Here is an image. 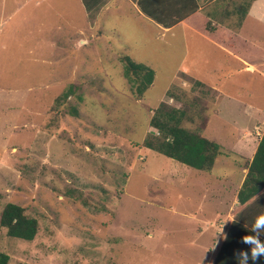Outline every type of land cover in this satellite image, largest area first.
<instances>
[{"label": "rangeland", "instance_id": "obj_1", "mask_svg": "<svg viewBox=\"0 0 264 264\" xmlns=\"http://www.w3.org/2000/svg\"><path fill=\"white\" fill-rule=\"evenodd\" d=\"M63 1L51 0L45 8L51 18L37 19L29 3L0 0V213L13 202L38 224L29 241L9 237L0 225V251L10 264H210L213 228L220 232L226 224L212 216L238 204V163H215L199 170L203 181L191 180L188 172L197 169L144 147L143 140L161 102L183 110V126L214 140L227 134L228 122L251 131L237 121L238 108L264 102V53L244 57L248 45L236 42L235 57L258 71L248 72L202 44L197 51L205 48L208 59L206 75L199 76L205 84L198 83L177 68L188 61L187 46L176 41L182 34L143 33L139 17L117 4L93 20ZM218 3L215 20L228 15ZM70 14L72 25L65 26ZM60 29L71 36L81 29L82 41L54 47L56 35L45 31ZM123 55L154 71L140 95L123 75ZM222 76L235 83L220 87ZM257 124L261 132L264 120ZM229 154L221 160L238 158Z\"/></svg>", "mask_w": 264, "mask_h": 264}, {"label": "crops", "instance_id": "obj_2", "mask_svg": "<svg viewBox=\"0 0 264 264\" xmlns=\"http://www.w3.org/2000/svg\"><path fill=\"white\" fill-rule=\"evenodd\" d=\"M25 2L29 3L31 6V16L33 18H41L45 19L51 18V15L49 12H46L45 15V8L46 6L51 5V0H12V3L17 2ZM144 5L147 7L152 8L155 11H160L161 13H164L167 17H174L178 11H187L191 8H193V5L196 4V8H194L191 13L187 15H183L181 19L173 23L172 25L166 27L161 23L156 22L154 19L146 15L141 7L138 5V0H100L98 7H94L90 11L86 9L84 6V3L82 0H64V5L69 2L72 10L71 11H77V5L80 8V11H83L85 9L86 12L93 14V20L95 17L99 15L100 11H108L110 9V6L115 4L118 5L116 9L122 10V6L126 7V10L131 11L134 13L137 17L140 19V24L142 23L141 31L143 33H147L148 35L153 34L155 36L160 35V37H165L167 32L171 36H175L176 33H180L183 36V39L178 38L180 44H185L187 46V50H182V56L184 59H187V62H181L177 64V68H182L186 71L188 76H193L194 79L197 80L198 83L205 84L204 80L199 77L200 75H206V67H207V59L206 57L207 53H205L204 49H198L199 46L202 44L208 45L212 49H216L218 52V55H223V57H231L233 60L237 61L238 64L236 68H243L244 70L248 72H258L256 69H253L252 67H248L247 64L241 63L238 59H241V57H235L236 52L238 50V46L236 45V42H239V47H243L242 43H246L248 45L247 52L241 53L245 57V55H248V52L250 55L253 56V58L257 57L259 53H264V0H247L243 1L244 3L236 4L235 0H226V4L223 5L220 1L221 0H143ZM224 1V0H223ZM219 2V3H218ZM218 3V6H221L222 9H224V6L227 7V17H221L220 19L216 20L214 19V16L212 15L214 12L215 4ZM221 3V4H220ZM246 4V5H245ZM208 5V6H207ZM121 7V8H119ZM82 8V10H81ZM259 8V9H258ZM258 9V10H257ZM79 12V10H78ZM91 15V14H88ZM163 15V16H164ZM72 18L74 19V16L71 17L70 14V20L65 22V26L72 25ZM255 25V27H259V29L253 30L252 25ZM73 27V26H71ZM263 30V31H262ZM56 32V31H55ZM51 32V31H45L46 37H51L53 34L56 35V41L52 44H55L58 46V44H69L70 42H81L82 37H80L82 30L79 29V31L73 32V35H66L65 29H60L58 33ZM114 32V30H113ZM50 33L51 36L49 35ZM164 34V35H163ZM163 35V36H162ZM230 37V38H229ZM175 41V42H176ZM172 42V41H171ZM197 44L194 48L193 52H196L192 54L191 52V45ZM58 48V47H56ZM229 48V52H228ZM233 50V52H232ZM58 51V50H57ZM264 57V54H262ZM215 56V55H214ZM237 56V55H236ZM217 58H212V60H215ZM188 65H194V69L191 67H187ZM222 71L226 70L224 67H221ZM208 71V68H207ZM264 75V72H262ZM220 87L228 84H233L234 79H230L227 77L222 76ZM205 86V85H204ZM212 88V87H210ZM218 97L226 98L229 97L223 94L219 91ZM241 108L238 109L241 110L240 119L237 121H243L248 126V128L251 131H236L233 129V123L235 122H228L229 126L226 127V130H224L223 137H219V139H213L210 136H207L204 134V137H207V139H211L212 141H215L219 144L220 147L227 146L230 152L224 153L222 151L221 156H225L229 153H237L238 158L233 160L230 159L231 162L226 160H221V156L219 155L215 159V163L220 162L221 164H236L239 165V169L242 172V177L234 183V186L240 185L245 177V174L248 170V166L254 156V153L256 151L258 142L261 138L262 132L264 130V126L261 130V132H255V126H257V122H260L264 120V102L257 101L256 106L252 107L248 111H245L243 108L250 105L245 103H240ZM237 109V108H235ZM234 109V110H235ZM254 110L256 112L259 110V113L254 114ZM238 114V113H236ZM251 116V117H250ZM213 122V121H211ZM260 128V129H261ZM255 132V133H254ZM232 140H230V138ZM222 139V140H220ZM222 149V148H221ZM230 155V154H229ZM226 157V156H225ZM241 163H240V161ZM238 161V162H236ZM188 167V166H186ZM204 171V170H200ZM188 176H190L191 180H202L203 177H201L199 170L196 172H188ZM198 177V178H197ZM203 181V180H202ZM205 181V180H204ZM218 179H216L215 183H217ZM206 182V181H205ZM239 189V188H238ZM235 194L237 196V191ZM235 196V198H237ZM238 203L236 199V204ZM233 208L231 210L233 212H228L227 208L222 211H216L215 215L212 216L213 222L218 218L222 217L225 218L226 224L224 228H221V231L218 232L217 225L215 228H213L214 232L212 233V237L210 238L209 242V251L211 256V263L214 264V259L218 261L220 259L221 261H227L226 264H237V254L240 250H247L248 246L243 244L241 242L242 235L239 233L241 232H235L237 234H234L235 236L226 237V232L230 229V224L234 219V216L236 212L239 210V203L237 206H235V203H233ZM216 222V221H215ZM216 224V223H215ZM224 225V224H223ZM248 228V227H247ZM247 235V234H246ZM262 236V235H261ZM261 236L259 238H261ZM264 236V235H263ZM225 238V239H224ZM229 238V240H227ZM227 240V242H225ZM224 241V242H223ZM214 244V247H213ZM213 247V248H211ZM205 249V246H204ZM212 249V250H211ZM260 260L256 261L255 264H264V261ZM249 264H253V262L250 260Z\"/></svg>", "mask_w": 264, "mask_h": 264}, {"label": "trees", "instance_id": "obj_3", "mask_svg": "<svg viewBox=\"0 0 264 264\" xmlns=\"http://www.w3.org/2000/svg\"><path fill=\"white\" fill-rule=\"evenodd\" d=\"M82 1L86 9L90 11L94 7H98L100 0ZM138 5L146 15L166 27L196 8L195 4L193 8L185 12L178 11L174 17H167L164 13L145 6L143 0H138ZM121 61L124 77L135 85L136 93L140 95L152 83L153 69L144 63L133 61L128 55L121 56ZM71 92L72 87L69 86L61 96L65 99ZM73 111L75 113V110ZM183 117V110L161 102L149 118V126L153 130L150 136L144 138L143 146L185 166L210 171L215 159L222 154L221 148L218 143L183 126ZM236 197L239 210L236 212L225 238L234 237V234H237L235 232H241L239 234L242 236L251 234L247 227L251 225L256 215L264 212V130ZM0 225L5 228L9 237L27 241L35 237L38 229L36 218L26 214L24 207L13 202H7L3 206L0 213ZM260 239L264 241V236L262 235ZM226 262L214 259V264H226ZM0 264H10L8 254L2 251H0Z\"/></svg>", "mask_w": 264, "mask_h": 264}, {"label": "clouds", "instance_id": "obj_4", "mask_svg": "<svg viewBox=\"0 0 264 264\" xmlns=\"http://www.w3.org/2000/svg\"><path fill=\"white\" fill-rule=\"evenodd\" d=\"M251 234L242 237L241 242L248 246V249L240 250L237 254V264H253L264 258V241L259 237L264 235V212L259 213L253 218L251 225L248 227Z\"/></svg>", "mask_w": 264, "mask_h": 264}]
</instances>
